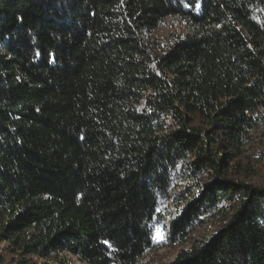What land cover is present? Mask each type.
<instances>
[{
	"label": "trees",
	"instance_id": "16d2710c",
	"mask_svg": "<svg viewBox=\"0 0 264 264\" xmlns=\"http://www.w3.org/2000/svg\"><path fill=\"white\" fill-rule=\"evenodd\" d=\"M171 16L192 31L159 50ZM262 109L264 0H0V240L145 264L175 200L170 245L227 222L168 264H264V187L222 142Z\"/></svg>",
	"mask_w": 264,
	"mask_h": 264
},
{
	"label": "rangeland",
	"instance_id": "374dc122",
	"mask_svg": "<svg viewBox=\"0 0 264 264\" xmlns=\"http://www.w3.org/2000/svg\"><path fill=\"white\" fill-rule=\"evenodd\" d=\"M192 28L179 16H171L164 20L159 29L154 32L150 39L155 41L159 50L171 45L178 37L190 33ZM261 117L258 128L249 132L241 143L231 145L229 139L224 138V152L230 154L228 174L231 178L264 187V109L260 111ZM196 123L202 124L198 118ZM178 188L173 191L176 195ZM175 200L163 202L160 212L161 221L155 226L156 240L163 247L157 251L150 252L144 259L145 264H168L183 249L192 247L198 240H206L212 234L219 231L227 222L223 216L211 217L203 225L193 231L183 241L169 244V221L175 216L178 207ZM67 264H83L77 257L69 253L62 254ZM0 264H63L60 259L42 258L33 254H22L20 251L11 248L8 241L0 240Z\"/></svg>",
	"mask_w": 264,
	"mask_h": 264
},
{
	"label": "snow or ice",
	"instance_id": "6c2138e0",
	"mask_svg": "<svg viewBox=\"0 0 264 264\" xmlns=\"http://www.w3.org/2000/svg\"><path fill=\"white\" fill-rule=\"evenodd\" d=\"M105 243H107V242H105Z\"/></svg>",
	"mask_w": 264,
	"mask_h": 264
}]
</instances>
